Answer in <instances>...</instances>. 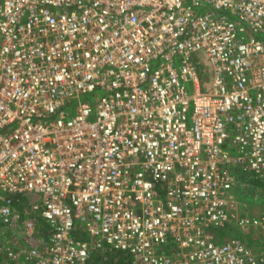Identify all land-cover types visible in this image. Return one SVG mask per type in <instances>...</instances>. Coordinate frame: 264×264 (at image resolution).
Instances as JSON below:
<instances>
[{
    "label": "built area",
    "instance_id": "1",
    "mask_svg": "<svg viewBox=\"0 0 264 264\" xmlns=\"http://www.w3.org/2000/svg\"><path fill=\"white\" fill-rule=\"evenodd\" d=\"M241 176L264 184V0H0V259L264 264Z\"/></svg>",
    "mask_w": 264,
    "mask_h": 264
},
{
    "label": "rangeland",
    "instance_id": "2",
    "mask_svg": "<svg viewBox=\"0 0 264 264\" xmlns=\"http://www.w3.org/2000/svg\"><path fill=\"white\" fill-rule=\"evenodd\" d=\"M254 182L253 177H240V187L236 192L239 201L242 206L247 208L252 213H258L264 211V184L257 180ZM243 236L249 242H254L260 239L257 230H249L247 233H244ZM117 253V252H116ZM114 251H111L110 254L106 252L100 253L99 256L94 259V264H110V259L115 260L117 254ZM10 262L0 259V264H9Z\"/></svg>",
    "mask_w": 264,
    "mask_h": 264
},
{
    "label": "trees",
    "instance_id": "3",
    "mask_svg": "<svg viewBox=\"0 0 264 264\" xmlns=\"http://www.w3.org/2000/svg\"><path fill=\"white\" fill-rule=\"evenodd\" d=\"M254 182H257V179H254ZM116 254H117V258L115 260H109L110 261V264H124L125 263V260H124V255L123 253H121L120 251H114ZM111 251L109 252H106V254H110ZM100 254V253H99ZM98 254V252H96V254L94 256H92V261H93V264H94V259L97 258V257H100ZM9 264H18L16 262H10Z\"/></svg>",
    "mask_w": 264,
    "mask_h": 264
}]
</instances>
